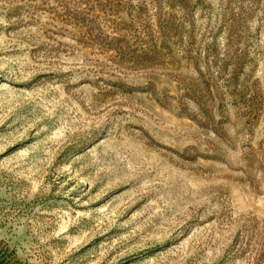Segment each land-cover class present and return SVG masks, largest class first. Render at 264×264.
Segmentation results:
<instances>
[{"label": "rangeland", "instance_id": "obj_1", "mask_svg": "<svg viewBox=\"0 0 264 264\" xmlns=\"http://www.w3.org/2000/svg\"><path fill=\"white\" fill-rule=\"evenodd\" d=\"M0 264H264V0H0Z\"/></svg>", "mask_w": 264, "mask_h": 264}]
</instances>
